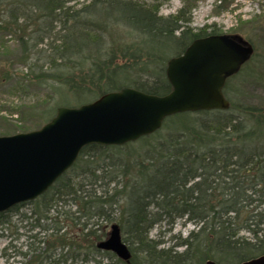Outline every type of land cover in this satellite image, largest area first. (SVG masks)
Masks as SVG:
<instances>
[{
  "label": "trees",
  "instance_id": "16d2710c",
  "mask_svg": "<svg viewBox=\"0 0 264 264\" xmlns=\"http://www.w3.org/2000/svg\"><path fill=\"white\" fill-rule=\"evenodd\" d=\"M71 1L0 0V39L9 33L23 49L17 87L50 83L86 94L85 103L123 86L163 95L171 90L168 59L219 34L215 26L193 30L185 7L160 15L158 0H90L78 9ZM116 26L134 42L108 45ZM257 54L226 79L227 109L167 116L155 132L123 145H85L45 192L0 212L1 229L30 206L20 214L33 232L24 264H240L264 255V106L226 97L229 81L242 80ZM12 75L2 70L0 83ZM180 218L195 228L173 245L149 237L155 224ZM99 219L115 220L129 258L97 247L107 236Z\"/></svg>",
  "mask_w": 264,
  "mask_h": 264
},
{
  "label": "water",
  "instance_id": "95a60500",
  "mask_svg": "<svg viewBox=\"0 0 264 264\" xmlns=\"http://www.w3.org/2000/svg\"><path fill=\"white\" fill-rule=\"evenodd\" d=\"M251 53V45L243 39L222 34L196 38L168 59L165 74L171 90L166 94L123 86L75 107L58 106L37 129L0 135V212L45 192L85 145H123L155 132L167 116L227 109L225 81ZM97 247L122 259L130 257L116 223ZM240 264H264V255Z\"/></svg>",
  "mask_w": 264,
  "mask_h": 264
},
{
  "label": "rangeland",
  "instance_id": "374dc122",
  "mask_svg": "<svg viewBox=\"0 0 264 264\" xmlns=\"http://www.w3.org/2000/svg\"><path fill=\"white\" fill-rule=\"evenodd\" d=\"M89 1L72 0L68 5L78 9ZM156 3L158 13L163 16L175 14L180 8L185 7L186 16L190 17L189 26L193 30L207 28L209 31L215 26L219 34L250 41L253 45L252 52L255 50L258 53L256 58L249 62L247 69L251 72L245 71L242 74L243 79L238 82L229 81L226 97L235 103L264 106V0H158ZM112 32L115 36L105 38L108 45L112 40L115 44L121 45L134 42V34L122 26H116ZM1 38L0 72L7 70L13 75L0 83V135L37 129L53 117L58 106L75 107L85 103L83 101L88 98L86 94H71L65 87L60 86L57 90L50 83H33L17 87L19 77L26 71L25 65L18 61L23 49L11 34H2ZM37 48H46L45 43L39 44ZM247 60L249 61V58ZM100 185L98 182L96 187L92 186L98 194L103 187ZM112 185L113 183L109 186ZM29 208L30 206L26 204L21 207L19 213H12L10 225H4L0 229V264H24L29 258L20 255L21 252L28 250L30 239L27 236L33 233L28 231L30 220L20 219V214L29 213ZM111 216L113 218L118 216L116 209ZM113 222L115 220L108 222L104 219L98 220L107 235ZM193 228L195 224L186 222L183 218L177 219L173 224L162 221L150 229L149 237L159 239L161 245L167 247L173 245L178 236L185 237ZM244 234L248 235V232Z\"/></svg>",
  "mask_w": 264,
  "mask_h": 264
}]
</instances>
